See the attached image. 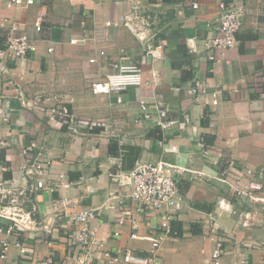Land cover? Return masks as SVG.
Returning a JSON list of instances; mask_svg holds the SVG:
<instances>
[{
  "label": "crops",
  "instance_id": "0c3cea01",
  "mask_svg": "<svg viewBox=\"0 0 264 264\" xmlns=\"http://www.w3.org/2000/svg\"><path fill=\"white\" fill-rule=\"evenodd\" d=\"M190 1L36 0L19 8L0 5V47L11 22L17 24L14 34L36 43L34 52L6 62L0 71V101L6 112L5 119L0 116V139L7 141L0 151V190L24 191L32 221L17 237H7L8 260L78 263L83 256L67 241L78 225L68 224L67 217L88 209L94 210L88 226L102 244L91 264H121L104 254L116 247L147 255L159 212L138 216L133 230L128 224L115 225V210L103 204L117 188L111 170L163 158L176 166L182 203L170 221L175 234L159 247L161 264H204L215 244L209 231L213 222L228 236L221 264H264V203L242 204L221 180L230 165L264 171V0H242L247 12L237 42L219 60L210 59L212 50L205 45L210 30L206 23L216 25L219 0H197V8L190 7ZM72 38L76 41L70 42ZM129 62L141 67L142 81L122 91L121 101L116 93L91 91L92 82L105 80L113 70L112 63ZM197 81L208 91L219 90L217 105L209 104L208 96L188 92ZM16 86L29 98L56 96L76 119L97 125H81L77 132L62 128L45 111L23 108L14 97ZM140 100L151 109L163 106L175 123L163 131L147 121L136 125ZM159 139L176 150L162 152ZM23 149L51 162L44 184L52 185V191L37 188V180L25 173L23 164L32 160ZM220 198L229 202L228 209L219 207ZM3 215L2 226L7 223ZM45 227L51 231L48 242L38 238ZM15 238L31 245L28 258L19 255Z\"/></svg>",
  "mask_w": 264,
  "mask_h": 264
},
{
  "label": "built area",
  "instance_id": "2783aa9c",
  "mask_svg": "<svg viewBox=\"0 0 264 264\" xmlns=\"http://www.w3.org/2000/svg\"><path fill=\"white\" fill-rule=\"evenodd\" d=\"M35 2L36 0H0V5L4 4L5 8L10 9L31 6ZM188 3L192 8H197L198 6L197 0H191ZM246 12L247 10L242 0L218 1L216 25H212L211 22L206 23V26L210 28L205 40V45L212 50L210 59L219 60L224 58L226 51L236 44V32L239 30L242 18ZM125 19L130 20L131 17L125 16ZM136 19L140 20V17ZM16 28V22H11L5 36L4 46L0 47V71H5L4 68L6 67L4 65L6 62L21 59L36 50V43L25 34H14ZM36 28L39 29L40 26L37 24ZM75 41L76 39L74 38L70 39V42ZM101 53L103 52L101 51ZM90 61H95V58H91ZM111 67L113 70L106 75V79L92 82L90 88L94 94L108 95L116 93L117 101H121L120 93L122 91L126 90L130 85H139L141 83L142 69L139 65L130 62L125 64L112 63ZM14 89V97L23 108L40 112L45 111L49 120L57 122L62 128L65 126L72 132H77L82 126L90 129L97 125V123L85 118L76 119L69 111L68 104L60 101L56 96L45 95L29 98L19 86ZM188 92H197V98L208 96V102L212 106L217 105L219 102V90L208 91L198 81L188 87ZM138 109L140 114L133 120L136 125L147 121L151 122L160 131H163L169 129L175 123V120L168 118L166 109L163 106L157 105L154 109H151L145 100H140ZM5 115L6 112L3 110L0 101V116L5 119ZM117 143L119 146L123 145L121 139ZM6 144L5 138L0 139V151ZM158 145L164 153L176 150L175 146L165 144L162 139L158 140ZM31 147L40 149L34 142H31ZM22 154L32 160L30 164L24 163L22 167L27 175L37 180L35 183L37 188H46V190L52 191V185L46 186L44 184V177L49 173L51 162L48 159L34 158V154L28 149H23ZM176 171V166L163 158H159L155 160H139L129 170H123L118 166L117 169L109 172V177L115 182L117 188L108 196L103 207L115 210V225L128 224L134 230L138 227L140 220L138 216L156 210L159 212V222L152 229L149 236L151 246L147 255H139L129 247H116L111 252L105 251V255L118 259L121 264H161L159 247L170 234H175L170 221L172 214L180 209L182 203V196L176 181ZM263 178L264 171L251 166L239 169L230 165L221 175V180L228 182L239 202L242 204L252 202L254 205L255 202L264 203ZM218 205L226 210L229 202L220 198L218 199ZM3 216L6 218L7 223L3 226L0 225V235L3 236L0 239V264H27L7 259V250L10 246L7 237L10 235L17 237L23 230H26L32 222L30 215L25 213L23 216H18L11 213ZM93 216V209L68 214L67 223L78 225L76 230L67 235L68 244L83 256L76 264H91L90 260L96 248L100 250L102 247V244L95 240L94 234L88 226V221ZM248 216L249 213H245L244 225L248 224ZM209 231L215 244L209 254L204 257V264H221V256L225 250L224 242L227 241L228 236L220 232L219 226L215 222L210 225ZM50 232V228L45 227L41 232H38V238L48 242V233ZM112 234L117 236L119 231L114 229ZM132 236H135V233ZM14 245L18 248V253L22 258L29 257L31 245L18 242L16 238ZM51 261V258H48L44 263L49 264Z\"/></svg>",
  "mask_w": 264,
  "mask_h": 264
},
{
  "label": "rangeland",
  "instance_id": "374dc122",
  "mask_svg": "<svg viewBox=\"0 0 264 264\" xmlns=\"http://www.w3.org/2000/svg\"><path fill=\"white\" fill-rule=\"evenodd\" d=\"M27 203V194L24 191L0 190V214H11L13 211L18 216H23L28 209Z\"/></svg>",
  "mask_w": 264,
  "mask_h": 264
},
{
  "label": "trees",
  "instance_id": "16d2710c",
  "mask_svg": "<svg viewBox=\"0 0 264 264\" xmlns=\"http://www.w3.org/2000/svg\"><path fill=\"white\" fill-rule=\"evenodd\" d=\"M5 176V175H4Z\"/></svg>",
  "mask_w": 264,
  "mask_h": 264
}]
</instances>
